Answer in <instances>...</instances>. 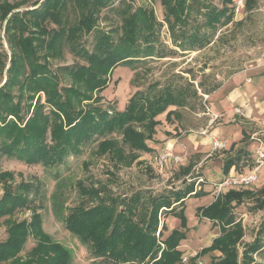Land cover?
<instances>
[{
    "label": "trees",
    "instance_id": "trees-1",
    "mask_svg": "<svg viewBox=\"0 0 264 264\" xmlns=\"http://www.w3.org/2000/svg\"><path fill=\"white\" fill-rule=\"evenodd\" d=\"M159 1L175 51H168L161 42L164 25L158 21L155 10L146 6L134 8L126 0L1 2L0 25L2 27L5 20L11 67L6 83L0 87V157L41 165L49 170L65 164L71 156L80 157L85 148L92 145H96L98 156H108L114 168L139 163L138 152L151 156L154 149L150 142L160 125L157 118L166 113V121L171 122L177 109H169L185 108L197 91L191 94L189 88L173 85L158 90L157 83L147 90L137 91L124 110L104 107L103 93L109 88L112 74L120 66L133 68L146 60L167 58L177 50L202 51L213 42L221 28L233 23L235 17L232 0H224L222 8L211 0ZM257 1L245 0V9L252 11ZM23 5L28 7L20 12ZM107 9L118 11L120 16V25L110 32L98 28L101 15ZM200 21L202 23H198ZM90 34H95V41L88 48L82 45V39ZM65 52L82 63L53 71L50 59H63ZM17 84L20 93L15 102L8 88ZM219 87V84L214 85L205 92L211 94ZM25 91L34 96L39 94L27 124L21 116ZM11 115L24 127L8 122ZM247 148L240 147L226 159L225 174L233 167L241 169L249 164L247 158H252V152ZM190 168H184L183 172L189 174ZM53 176L56 180L52 196L54 212L64 218L67 230L87 247L94 259L105 260L108 264H183L185 255L179 247L187 239L188 232L185 201L190 194L194 197L206 195L202 189L196 190V182L184 181V188H171L159 195L138 192L127 199L114 194L106 185L95 187L79 182V194L95 204L78 205L64 216L66 181L59 173ZM44 188L39 179L19 184L16 191L7 193L0 201V217L18 209H41ZM258 192V199L264 198V188ZM254 196L257 195L252 191L232 189L218 195L212 205L198 210L200 218L219 227L220 235L187 264H197L199 258L215 252L220 257L213 264L253 263L251 256L260 253L264 243L258 237L240 253L238 246L245 230L233 210L243 204L245 198ZM165 215L180 217L184 228L165 236L167 227L160 226ZM17 226L12 227L9 242L0 246V263L22 251L26 244L25 229ZM30 226L34 228L32 236L49 245L36 249L26 262L16 260L14 264H72L70 252L60 244H52L50 236L43 232L40 217ZM17 228H20L19 235L15 233Z\"/></svg>",
    "mask_w": 264,
    "mask_h": 264
},
{
    "label": "rangeland",
    "instance_id": "rangeland-1",
    "mask_svg": "<svg viewBox=\"0 0 264 264\" xmlns=\"http://www.w3.org/2000/svg\"><path fill=\"white\" fill-rule=\"evenodd\" d=\"M3 1L15 3L21 0H0V3ZM126 1L131 3L134 8L146 6L155 10L158 21L164 25L160 34L161 42L168 51H175L168 27L164 22V9L160 1ZM211 1L217 7H223L224 0ZM232 1L233 7L236 0ZM28 5H23L19 11L22 12ZM116 6L119 7V4L116 3ZM198 23H202V21ZM4 25L5 20L2 21V27L0 25V87L6 83L8 70L11 67V49ZM118 25H120L118 11L107 9L101 15L98 28L110 32ZM114 37L118 38L116 33H114ZM94 38L95 34L85 35L82 39V45L90 48L94 44ZM50 61L53 71H56L58 67L74 66L82 63L79 58L68 52H65L63 59H50ZM262 76L263 80L260 79ZM63 83L66 84V80ZM157 83H159L158 90L173 85L184 89L189 88L191 94L197 91L195 96L189 98V105L185 108L172 107L170 109L179 111V115L176 117L182 129L179 134L207 136L210 138V143L204 144V146L208 147V150H204V153L201 152L199 157L191 159L190 150L185 146L184 150L178 153L162 149L160 152L158 151L157 155L172 152L185 159L183 164H169L162 169L156 164L157 155L145 156L142 152H138L141 156L139 163L131 167L114 168L108 156L100 157L96 154L94 148L96 145L85 148L83 155L80 157L71 156L65 164L49 170L41 165H27L17 159L6 156L0 157V201L7 193L16 191L15 188L24 182H33L39 179L45 187V198L41 209H18L13 214L0 217V246L9 242L11 229L14 225L24 227L27 235L23 250L0 264H14L18 262L16 260L26 262L36 249L49 245L48 242L32 236L34 235L32 230L34 228L30 224L37 217L42 219L43 232L50 236L51 243L60 244L70 252L72 264H108L105 260L94 259L87 247L82 245L79 239L67 230L64 218L61 219L54 212L55 206L52 199L56 190L54 173H59L60 178L66 181L63 188L65 204L63 205L62 214L64 216L78 205L90 207L95 204V202L87 200L79 194L77 188L79 182L95 187L106 185L114 194L125 199L138 192L143 193V195H159L171 188H184V181L210 185L213 189L210 192L211 196L194 197L193 194H190L188 197L191 199L186 202L184 216L186 219L185 226L190 237L188 236L189 239H187L181 251L183 255L192 258L204 247L211 245L213 239L220 235L219 227H214L211 222L200 219L197 212L199 209L206 208L214 203L217 197L214 192V185L220 181V179H216V175L220 171L219 167L223 168L226 159L235 152L226 150L227 141L223 139L220 140L226 144V147L222 150H213L211 138L215 136L211 135L209 127L215 114L214 107L219 102V97L222 98L225 89L230 88L232 90L236 87L239 88L238 86L246 87L249 85L251 88H255L253 93L256 92V96L264 98V0H258L252 11L244 9L241 14L235 13L233 23L221 28L213 42L202 51L185 53L177 50L176 54H168L167 58L146 60L136 64L133 68L118 67L111 76L109 88L103 93L105 97V101L102 102L103 106L124 110L130 97L137 91L147 90L149 86ZM217 84L220 87L216 91L206 94L208 91L205 92V90L211 89ZM19 87V84H17L8 88L15 97V102L18 101L16 96L20 93ZM25 95L26 97L21 104V116L24 117L23 123L27 124L39 100V94L34 96L32 93L26 92ZM247 104H235L231 109L236 117V123L242 126L249 136L244 144L235 143V145H239L238 148L247 146L248 151L251 149L256 150L257 147L264 150V110L251 111L249 109L247 111L245 108ZM7 121H12L24 127V124L21 125L13 115ZM159 131H163V129ZM221 134V131H216L217 136H221ZM215 138L219 139L218 137ZM196 145L202 144L197 141L194 146ZM247 160L249 163L247 165L251 167V170L257 167L253 158L248 157ZM86 164H88V168ZM190 164L192 165L191 172L187 175L182 172L180 177L184 178L182 181L180 178L178 180V175L175 172L182 171V167H188ZM194 166L195 169H192ZM202 171H206L205 174H202ZM258 174V182L244 190H237L252 191L257 195L245 198L243 204L241 203L233 210L237 221H241L245 230V236L238 246L240 253L243 252L246 245L254 242L258 237L264 243V198L258 199V191L264 188V165L259 168ZM201 177H203V180H200ZM199 185H196V190ZM163 224L166 225L167 231L171 232L184 228L182 219L176 216L167 219L162 217L160 226L162 227ZM19 229H15V233L18 235ZM219 257L220 254L215 252L198 260L203 264H213V261L215 262ZM241 257L242 255H240V260ZM251 259L252 264H264V247L260 253H253Z\"/></svg>",
    "mask_w": 264,
    "mask_h": 264
},
{
    "label": "crops",
    "instance_id": "crops-1",
    "mask_svg": "<svg viewBox=\"0 0 264 264\" xmlns=\"http://www.w3.org/2000/svg\"><path fill=\"white\" fill-rule=\"evenodd\" d=\"M260 79L263 80V76ZM238 87L239 88L236 87V88H233L232 90L230 88L225 89V92L222 95V98L219 97L220 100L219 102L216 103V106L214 107V112L215 114L219 115L220 118L216 121L211 122L210 127H209V131L211 135L218 137L219 139H223L227 141L226 150L228 151L233 150L234 152H236L240 148V147L238 148L239 145H235V143L244 144L246 142V139L249 138V136L245 133L242 126L236 123V117L231 110L232 107L235 104L248 103L247 106H245L247 111L249 109H251V111H254L257 109L264 110V98L256 96L257 94L256 92L253 93L255 91V88H251V86L249 85H247L246 87H241V86H238ZM170 110H175V109H170ZM178 115H179V111L177 110V115L175 114L172 116L171 122L166 121V113L160 115L157 118L160 121V125L157 127V133L154 136L153 141L150 142V145L154 149V152L151 153V155L152 154L157 155L158 151L160 152V150L162 149L170 150L175 153H178L180 151H183L184 146H185L189 148L190 150L191 159H194V158L199 157L201 152L204 153V150L206 151L208 150V147L204 146V144L210 143V138H208L207 136H201V134H198V135H182L183 133L179 134L180 132H182V129L180 126V122L176 118ZM161 128L163 129V131H159V130H162ZM216 131H221L222 133L221 136H217ZM197 141L201 142L202 145L194 146V144H196ZM260 147H263V146H260ZM253 151L254 150L252 149L249 150L250 153L251 152L253 153ZM149 155L150 154H147L145 156H149ZM189 167H192V165L190 164L188 167H182V168L184 169V168H189ZM183 169L182 171L175 172L178 175V180L180 178L181 181L184 178V177H180L181 173L184 171ZM192 169H195V166ZM219 169L220 171L216 175V179H220V181H222L227 176H233V175L242 174V173H249L251 171V167L249 165L244 166L241 169L237 167H233L228 174L224 173V169L222 167H219ZM205 172L206 171L204 172L202 171V174H205ZM202 178L203 177H201L200 180H203ZM199 184L200 183H197V185ZM200 189H202V191L206 193L205 196H208V195L211 196L210 192H212L213 189L210 185L206 186V185L200 184L197 190H200ZM214 192H215V188H214ZM188 199H191V198L186 199L185 205ZM168 217H172V216H167V215L164 216L165 219H167ZM200 219L210 222L206 218H200ZM166 233H167L166 236H168L171 233V231H166L165 234ZM188 234H189V231L187 232V239H189L190 237V235ZM187 239L181 242L179 250L183 249V245L186 243ZM209 246H206L204 248H207Z\"/></svg>",
    "mask_w": 264,
    "mask_h": 264
},
{
    "label": "built area",
    "instance_id": "built-area-1",
    "mask_svg": "<svg viewBox=\"0 0 264 264\" xmlns=\"http://www.w3.org/2000/svg\"><path fill=\"white\" fill-rule=\"evenodd\" d=\"M245 9V0H236L234 5V10L236 14H241ZM213 121H216L219 119V115L214 114L213 115ZM206 134V132H204ZM212 143L211 146L213 150H222L226 147V144L215 137H212ZM252 158L257 164V167L253 170H251L249 173H242V174H236L233 176H227L222 181L214 185L215 188V194L218 196L221 193H224L227 190H242L246 189L248 187H251L259 180V168L264 165V150L263 148H258L253 151ZM185 159L179 155H175L172 152H164L162 154H158V157L156 158V164L158 167L165 168L169 164H183ZM197 255V254H196ZM195 255V256H196ZM193 256V257H195ZM190 257L184 256L182 259L183 264H187L190 261ZM197 264H203L201 261L197 260Z\"/></svg>",
    "mask_w": 264,
    "mask_h": 264
}]
</instances>
